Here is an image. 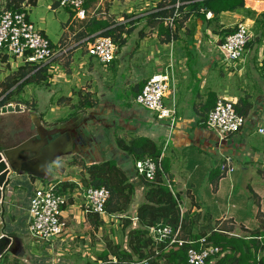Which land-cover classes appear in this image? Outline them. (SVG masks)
Masks as SVG:
<instances>
[{
    "label": "crops",
    "instance_id": "crops-1",
    "mask_svg": "<svg viewBox=\"0 0 264 264\" xmlns=\"http://www.w3.org/2000/svg\"><path fill=\"white\" fill-rule=\"evenodd\" d=\"M34 1V5H26L30 18L40 28L46 26L49 14H53L56 19L60 15L58 12L63 9L66 15L65 19L63 15L60 19L62 40L69 25L76 20L72 12L62 8L59 0ZM87 1L86 18L105 19L118 24H125L133 19L139 21L134 23L137 26L107 69H103L95 59H87L94 65L89 63V72L85 77L89 80L88 86L91 87L98 103L89 108L84 117L80 115L85 112L82 109L73 111L74 108L67 110L60 107L57 99H52L54 95L51 99L40 97L41 103L44 99L54 102L47 106L48 110L44 111L46 108L42 109L41 106L39 111L36 103L39 117L46 123L44 125L40 122L42 138H46V131L55 132L51 138L54 145L47 148L41 139L29 145V150L24 152L26 159L15 157L18 169L10 176L5 198L4 233L10 238V243L0 254V262L3 257H9L16 264H100L96 259L102 251L95 257L93 254L88 255L91 261L87 262L77 263L81 259L61 261L62 254L56 252L55 239L46 243L31 239L27 231L28 205L34 188L45 182L44 178L53 180L59 176L58 179L62 180L61 175L68 178L66 181L80 182V178L74 179L72 175H66L65 171H53L52 164L56 166L55 163L62 157L76 156L88 160L89 163L113 159L124 170L129 169V174L133 160L117 148L116 138L129 141L146 137L159 147L164 143L167 145L162 154L168 166L165 179L172 192L179 197L181 213L186 216L188 227L192 228L191 234L198 233L197 230L202 227L207 232L211 228L227 225L230 226L231 233L249 239L250 231L257 229L259 233L256 240L264 246V133L256 132L257 117L264 108V78L259 70L263 58L264 37L259 44L246 48V57L238 72L224 71L217 51V43L220 40L217 31L233 29L242 24L250 29L251 40L259 36L260 31L257 30L255 19L264 13V1L244 0L243 11L221 12L220 29L206 23L212 16L207 18L205 14L206 20L191 17L180 30L179 40L169 44L160 42L157 28L147 25L145 18L148 10L154 7L158 0H136L135 5L133 1L129 4V0H123L122 5L125 6L127 15L133 8L136 11L132 14L135 16L128 19L124 14L125 20L116 16L119 10L117 3H114L116 0L106 4L105 0H93L90 4ZM38 4L44 5L46 16L33 14L32 8L35 9ZM260 20V27L264 31V17ZM81 29L80 26L78 31ZM41 31L44 34V31ZM77 45L72 44L67 48ZM80 50L82 49L78 46L74 51ZM170 50L175 60L178 81L175 101L180 119L172 127L166 122L156 120L146 109L134 102L145 81L154 71L163 67ZM84 60L81 59L80 67L86 63ZM100 70H103V73L98 75L101 77L98 79L95 75ZM68 78L70 79V76ZM77 79L82 84V78ZM73 80L72 84H75ZM95 85H98L97 89ZM75 87L79 86L75 84L73 89ZM51 94L49 92V95ZM62 94L71 96L69 89ZM210 94L214 95L216 100L223 97L233 100L234 103L239 97L249 95L254 106L247 125L238 133L220 140L212 130L206 128L200 115L202 106ZM22 107V113L0 115V126L8 131L9 122L14 116L27 111L32 113L25 106ZM53 120L55 121L52 122ZM2 133L0 132V150L13 148L32 137L28 134L22 137L21 141L10 142L5 140L8 138L3 137ZM50 160L52 162L45 167L44 163ZM130 178L135 184L136 193L142 196L144 187L141 181L131 176ZM60 180L56 183L61 182ZM142 200L140 197L141 202ZM78 218L80 222L85 221V216L81 214ZM257 256H264V250L258 251ZM3 262L1 264H4Z\"/></svg>",
    "mask_w": 264,
    "mask_h": 264
},
{
    "label": "trees",
    "instance_id": "trees-1",
    "mask_svg": "<svg viewBox=\"0 0 264 264\" xmlns=\"http://www.w3.org/2000/svg\"><path fill=\"white\" fill-rule=\"evenodd\" d=\"M93 0H88L89 4ZM264 1V0H263ZM34 5V0H4L0 7L9 10H22V5ZM85 8L88 5L85 3ZM244 10V0H158V2L148 10L146 15L147 25L157 28L158 38L161 43L169 44L180 38V30L184 27L191 17L206 20L205 14L210 12L212 17L206 23L220 29L219 15L221 12H236ZM73 14V13H72ZM131 18L135 15H125ZM264 17V13L255 19L257 30L260 31L259 36L250 40L247 47L259 44L264 37V31L260 27V22ZM172 19V21H169ZM84 20V19H83ZM82 29L79 32V43L86 47V40L89 41L93 36L109 37L119 50L125 45L127 37L135 29L134 22L139 20L133 19L125 24L110 22L105 19H96L94 17L85 18ZM233 29H223L217 31L220 35L218 43L225 39V36L233 33ZM216 32V30H215ZM140 35L142 31L139 32ZM64 39L60 41L61 48H67L63 44ZM217 43V44H218ZM56 48V46H52ZM6 56V55H5ZM3 57V61L6 57ZM62 56H58L47 64L37 65L25 63L6 76L0 82V106L12 103H22L19 100H13L12 96L20 93L21 89L27 85L39 86L42 83H48L49 75L48 67L54 61H58ZM260 73L264 78V51L263 58L259 67ZM43 85V84H42ZM143 86H141L142 89ZM140 89V91H141ZM139 91V92H140ZM138 92V93H139ZM214 95L210 94L206 103L202 106V121L205 122L207 113L214 107L216 103ZM27 106L26 102H23ZM237 114L244 118H248L253 110L249 95L239 97L234 103ZM96 103H92L87 98H80L76 105V110L92 108ZM115 144L119 150L124 152L133 161L150 157L158 167L152 180L142 177L140 179L143 187V200L136 207V227L130 228L133 224L127 218L123 219V230L126 233V246L109 242L105 250L97 255L100 264H187L186 253L189 249H198L200 239H204L203 247H216L218 253L209 259L205 264H264V256L258 257V251L264 250L257 242V229L250 231V238L232 235L230 228H211L207 232H198L191 234V227H188L186 216L181 213L179 197L168 188L165 175L168 172L166 161L162 158L160 147L151 139L140 137L126 141L116 138ZM74 164V163H73ZM81 169L84 175L80 183L85 186L95 188H104L108 192V197L104 206L107 215H118L129 212L135 198V184L131 181L128 170H124L116 160L108 159L100 162L87 164L83 162ZM76 184L71 181L59 182L57 190L60 193L72 191ZM65 227L74 222L71 218L62 219ZM90 225L94 230L101 227L103 221L98 214L88 212L85 221L82 223ZM169 226L173 230L180 229V238L182 245L169 244L168 239L161 242H155L149 236V228L156 226ZM130 228V229H129ZM184 233L186 235H184ZM189 242H193L189 244ZM4 264H16L9 257H3Z\"/></svg>",
    "mask_w": 264,
    "mask_h": 264
},
{
    "label": "built area",
    "instance_id": "built-area-1",
    "mask_svg": "<svg viewBox=\"0 0 264 264\" xmlns=\"http://www.w3.org/2000/svg\"><path fill=\"white\" fill-rule=\"evenodd\" d=\"M85 3L86 0H59V5L70 10L73 17L79 20L86 18ZM211 16L210 12L206 13L207 18ZM251 38L250 29L238 24L233 33L225 36V39L217 44L219 62L224 71H240V64H243L246 57V45ZM52 46L43 32L29 21L27 5H22V10H0V52L20 60L22 64L42 65L58 56L66 55L68 51V48H61L60 45L56 48ZM85 49L87 55L95 59L104 69H107L117 58V46L109 37L93 36L91 40H86ZM177 83L175 60L170 50L163 67L145 81L141 91L135 96L134 102L146 109L156 120L166 122L172 127L180 120L175 101ZM234 105L233 100L222 97L217 99L214 107L207 113L204 125L220 140L230 134L238 133L249 121L248 118L236 113ZM257 119L256 132L263 134L264 108ZM160 159H162V152ZM157 167L158 164L153 159L145 157L133 162L130 172L137 177L152 180ZM74 183L76 187L66 193H60L57 190L58 183L41 182L34 188L29 200L27 220V231L31 239L46 243L59 238L64 233L65 225L62 219H64L63 213L68 208L77 207L83 216H86L88 212L96 213L100 217L107 215L104 210L108 197L106 189L85 186L80 182ZM167 185L171 190L170 184ZM69 217L78 219L73 215ZM133 221L137 222L136 216ZM148 231L155 242L168 239L169 244H183L179 228L173 230L169 226L159 225L149 228ZM197 242L200 243V247L191 248L186 253L187 264H205L207 259L218 253L216 247L204 248V239ZM192 243L189 242V244Z\"/></svg>",
    "mask_w": 264,
    "mask_h": 264
},
{
    "label": "rangeland",
    "instance_id": "rangeland-1",
    "mask_svg": "<svg viewBox=\"0 0 264 264\" xmlns=\"http://www.w3.org/2000/svg\"><path fill=\"white\" fill-rule=\"evenodd\" d=\"M3 1L4 0H0V5L2 4ZM105 1H106L105 2V4H106V3H108V1H112V0H105ZM122 1L123 0H116V2H114V3H117L116 5H117V8L119 9L118 12H116V16L119 18H123L124 14L127 15L125 13L126 8L124 5H122ZM131 1H133L134 5H135L136 0H129V4H131ZM110 4H111V2H110ZM128 6L129 5H127V7ZM104 7H105V9H107L106 5H104ZM1 9H3V7H0V10ZM32 11H33V14H35V15L37 14L40 16H46L43 4H38L35 9L32 8ZM135 12L136 11H134V8H133V11L129 15H132ZM58 14H60V15H58V17L56 19L54 18L53 14H49L47 16L48 21H47L46 26L45 25L41 26V28H42L41 29L30 18V12H29V9L27 8V15H28L29 21L31 23H33L36 28H39L40 30L44 31L46 38L49 40V42L53 46H57L59 41L62 38L63 29H62V26L60 23V19L62 18V15H63V18L65 19V15H66L64 13L63 9L60 10L58 12ZM67 19H68V17H67ZM84 21H86V20L85 19L84 20L76 19L75 21H73L69 25L68 30L64 35L65 41L62 42L63 44H66V46H70L72 44H78L76 47L80 46L82 50H80V52H79V51H74L76 47L70 48V49H68L66 55L62 56L60 59H57L58 61H55V62L53 61L50 64V66L48 67V73H47L49 75L48 83L44 82V83H42L43 85L41 84L39 86H36L33 84L27 85L21 89L20 93H16L12 96L13 100H19L22 103L26 102L27 106L22 105V103H19V104H21V106H25L32 113H29L27 111L22 115L14 116V118H12L11 121L9 122V125L11 128L9 127L8 131H7V129L0 126V132L1 133L4 132V133H2V134H4V136L3 135L2 136L8 138V139H5L6 141L9 140L10 142L11 141L12 142H18V141H21L22 137H24V136L26 137L28 134L32 135L31 138L33 139V137H34L35 141L39 140V137H38L39 135L36 132V129L33 125V121L31 119V116H32V118L35 117L36 119H38L40 125H41L40 122H42V124L46 125V123H44V120L41 117H39V115H40L39 111H41L40 107L43 106V107H41L42 109L46 108V109H44V111H45V110H48V108H49L47 106H49L50 104L52 105V103H54V102L51 103V102H49L50 100L47 101L45 99H44V102L41 103L40 97H43L46 99H47V97H49L51 99V97L54 95L52 97V99L53 100L57 99L56 102L60 107H64L67 110L74 108L73 111H75L77 109L76 105L80 101V98H87L92 103H98V100L94 97V93L92 92L91 87L88 86L89 80L86 79V77H85V76H87V74L89 72V68H88L89 63H91V66L94 64L91 61L89 62L87 60L91 57H89L87 55L84 44H81L78 42L79 41L78 29L80 26H82ZM128 21H131V20H128ZM129 26L130 27L134 26V28H135L137 25H135V24L133 25L131 22V24ZM69 37H71V38L69 39ZM5 55H6L5 52H0V81L4 80V78L6 76L10 75L13 71L17 70L18 67L22 65V62L20 60L15 59L11 56H8V55L5 56ZM4 56L6 57V59L3 61ZM81 59H85L84 62H86V63L80 67ZM50 67H52V69ZM159 70L160 69H157L154 72H157ZM102 71L100 70L97 73V75H95L96 78H98V79L101 78V77L99 78L98 75H102V73H103ZM81 75H82V77H81ZM68 76H70V79L68 78ZM60 77L63 79H61ZM77 78H79V79L82 78V84H81V81L78 80ZM72 79H74L73 81L75 82V84L79 86L78 88L75 87V89H73L75 84L74 83L72 84V81H71ZM63 83H65V84H63ZM95 88L97 89L98 85H95ZM68 89H69V92L71 95L70 97L64 96V94H62V92L63 93L67 92ZM46 90L51 92L52 94L49 95V92H46ZM0 92H1V90H0ZM177 92L178 91H177V86H176V93ZM57 94H59L58 97L55 96ZM249 98H250V96H249ZM36 103H38L39 111L36 108V106H37ZM12 104H15V103H12ZM166 105L168 106L167 103H166ZM87 110L88 109H83L82 111H85V112H84V114L81 113L80 115L82 117H84L83 115L86 114ZM54 121L55 120H53L52 122H54ZM166 146L167 145L165 143L162 146H160L162 154L165 152ZM83 162L90 164L89 161L85 160L84 158H80V157H76V156L68 157V158L62 157L58 160L57 163H55L56 166H53L54 164H52L51 168L55 172H58L59 170H62V172L65 171L66 175H72L74 179L78 180L80 178V180H81V178L84 175V171L81 169V164ZM133 162H135V161H133ZM129 174L133 179L136 180V178H137L140 181L141 178L137 177L134 173L129 172ZM77 176H79V177L77 178ZM58 177L59 176H57L56 179H53V180L52 179L47 180L49 178H44L45 179L44 183H49V182L56 183L57 181L60 180V179H58ZM60 177H62V180H60L61 182L66 181L68 179V178L61 176V175H60ZM141 194H143V193H141ZM142 196L140 194L135 193L134 202H133L132 207L130 208L129 212H127V213L121 214L120 216H118V215H106L103 217L99 216L101 218V220L103 221V224L101 227L97 228L96 230H94L89 224L85 225V224H82L83 222H80V219L78 218L80 213L78 212L77 209L68 208L67 210H65V212L63 213V218H71L72 220H74L72 217H69L70 215H73L75 218H78V219H77V221L74 220V222L73 221L70 222L65 227L64 233L59 238L55 239L56 245H57L56 252L59 254H62V256H60L61 261H64V259L65 260L81 259V260H78L77 263H81L84 261H86V262L91 261V260H89L88 255L93 254V256L95 257V255L97 253H100V251L105 250V248L107 247V244L109 242L120 244V245H123V247H125L126 246L125 245L126 244V233H127L128 229L126 231L123 230V219L129 218L132 221L133 224L131 225L130 228H135L137 226L136 222L133 220L136 216V207L141 202L140 197H142ZM78 221L80 223H78ZM221 227L230 228V226H227V225H222ZM197 229H199V228H197ZM203 231H204L203 227H202V229L197 230V232H203ZM184 235H186V234L184 233ZM232 235H235V234L232 233ZM84 255H85V257H84ZM2 262H3V260H1L0 264Z\"/></svg>",
    "mask_w": 264,
    "mask_h": 264
},
{
    "label": "water",
    "instance_id": "water-1",
    "mask_svg": "<svg viewBox=\"0 0 264 264\" xmlns=\"http://www.w3.org/2000/svg\"><path fill=\"white\" fill-rule=\"evenodd\" d=\"M24 112V108L19 103L15 104H7L4 106H0V115L10 114V113H22ZM33 125L36 129V132L38 133V137L40 139L42 138L41 135V126L39 124V120L35 117L32 118ZM55 132L46 131V138H42L44 145L48 148L53 147V143L51 141L52 135ZM50 141V143H48ZM32 142H36L35 138L33 139H27L26 141L21 142L17 146L13 148H9L6 150H0V254L2 253L4 247L10 243V238L7 234L4 233L5 230V198L7 193V186L10 181V176L12 174H15L17 172V161L15 159L16 156H19L21 159H26L24 156V152H27L29 150V145H31ZM35 158V157H33ZM28 160V159H27ZM52 160H50L47 163H44V166L47 167L49 163H51Z\"/></svg>",
    "mask_w": 264,
    "mask_h": 264
}]
</instances>
